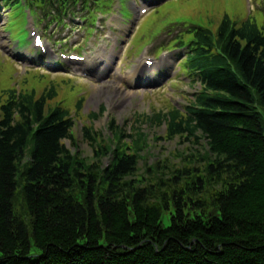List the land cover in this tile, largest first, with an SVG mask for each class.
<instances>
[{
	"label": "trees",
	"instance_id": "16d2710c",
	"mask_svg": "<svg viewBox=\"0 0 264 264\" xmlns=\"http://www.w3.org/2000/svg\"><path fill=\"white\" fill-rule=\"evenodd\" d=\"M194 50L216 96H199L201 110L174 119L167 138L204 141L206 166L168 183L135 178L142 130L124 138L112 126L133 148L99 170L66 149L71 122L48 109L51 95L10 94L0 108V264H264V33L224 26L215 39L198 33ZM84 137L109 155L91 129Z\"/></svg>",
	"mask_w": 264,
	"mask_h": 264
},
{
	"label": "rangeland",
	"instance_id": "374dc122",
	"mask_svg": "<svg viewBox=\"0 0 264 264\" xmlns=\"http://www.w3.org/2000/svg\"><path fill=\"white\" fill-rule=\"evenodd\" d=\"M246 5L244 0H173L165 5L159 7L156 13H151L147 17L140 21L142 26H153V33H156L160 28L168 24L169 18H163L157 22V17L167 11L176 12L180 10L183 14L180 18L176 20L179 24L185 25H196L203 26L214 29L218 26L221 21V17H216V15L222 14L225 9H227L228 15L234 22L241 24L246 20H252L248 13L245 12L244 6ZM117 8V6L115 7ZM246 9L249 10V6L246 5ZM252 18L256 20L257 25L260 29H264L263 24L259 21L254 13L253 7L251 5ZM216 14V15H215ZM34 17V15H33ZM80 17V16H79ZM108 19L109 16H104ZM262 18V15L260 16ZM3 19V18H2ZM109 22V21H108ZM25 25V14L23 9L14 10L11 16L10 29L11 31L23 42L24 35H22L23 28ZM81 25V24H79ZM108 25V24H107ZM106 26V25H105ZM99 28L100 25L98 24ZM107 27V26H106ZM84 32L79 36H75L74 32H70L71 37L69 43L72 41H78L81 38V46L85 51H90L95 53L102 50L98 47L100 38L107 33V28L100 30V32H87L86 36L89 37L85 41L86 36L85 29ZM54 31H49L47 35H51L53 39H61L62 41L67 38L66 34L69 32L65 29H59L55 35ZM115 31L113 30L112 33ZM84 38V39H83ZM94 41V45L92 42ZM148 43L133 44L132 45V56L140 55L147 47ZM151 48V47H150ZM32 46L24 50H18L16 43L9 40L4 26L0 25V100L3 97V92L10 87H18V89H35L37 95L41 93L54 83L60 82L62 76H56L60 73H51L52 76L46 78L45 81L39 79V75L42 72L34 70L32 74L26 73L23 68H18L12 60L7 59V54L13 56L17 61L25 60V53L27 50H31ZM109 49V48H108ZM110 52V49H109ZM7 53V54H6ZM128 62V61H127ZM126 64V61L124 60ZM132 61L129 62L131 64ZM128 64V63H127ZM27 67H36L39 65L28 62L25 64ZM173 71V65L171 67ZM67 77H73L70 71H63ZM109 83H108V82ZM76 84H84V90L81 92V96L86 95V101L84 107L80 111L75 112V101L74 94L70 89L61 87L59 88L57 95L58 98L51 102V107L57 106L59 102H63V105L67 107L74 115L77 126L74 128V133L77 139V148L71 146L69 142H65L66 149L73 154L78 153L81 158L87 160L89 165L99 162L97 168L99 170L107 168L109 161L106 157L102 160L96 154V146H91L82 137L83 126L92 128L94 132L101 135V138L109 143L110 137H112L111 129L109 128L114 123V127L117 125L122 128L123 136L131 135L134 132L133 127L136 129L140 128L147 135L145 142L142 143V148L137 152V157H139V172L136 179H142L143 181H153L165 183L169 182V179L173 176L176 171L189 170L194 173L203 172L206 163L203 161L206 150L202 148V143L192 142L188 143L185 140L176 139L169 141L166 138V127L163 123L152 120L146 121L141 119L143 115L149 116L153 112H166L175 104L176 106H181L186 102V95L183 92H177L170 96L169 92L173 89H178L179 87L185 86V89L190 93H193L194 88L186 80L183 85L178 82H170L165 88L164 85H156L157 81H149L146 87H154L152 90H145L144 88H132L125 82L117 80L121 84L119 89H114L110 84L109 75H105L100 78L98 82H94L92 85L89 81H82L80 79L75 80ZM128 93L129 95H127ZM129 97V98H128ZM172 97V98H171ZM99 109H104V112H98V117H93L94 112ZM91 114V115H90ZM89 120H94L92 123ZM138 119V123H136ZM146 121V122H144ZM111 123V124H110ZM131 141L126 140V144L133 148ZM114 145H118L117 141H114ZM121 152H123L122 145L117 146ZM124 148V147H123ZM134 150V149H133ZM127 154H133L132 151L126 152ZM94 158L97 159L93 160ZM141 159H143L141 161ZM151 170V172L149 171ZM192 173V174H193ZM195 174V173H194ZM154 183V184H155ZM22 188H20L21 190ZM19 195V194H18ZM17 195V196H18ZM14 207L18 214L26 213L24 210V204L21 196H18L14 201Z\"/></svg>",
	"mask_w": 264,
	"mask_h": 264
},
{
	"label": "bare ground",
	"instance_id": "6f19581e",
	"mask_svg": "<svg viewBox=\"0 0 264 264\" xmlns=\"http://www.w3.org/2000/svg\"><path fill=\"white\" fill-rule=\"evenodd\" d=\"M103 64H104V62H103ZM148 69L146 68V69H142L138 74H142V73H145L146 71H147ZM129 98V97H128Z\"/></svg>",
	"mask_w": 264,
	"mask_h": 264
}]
</instances>
